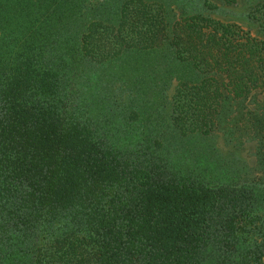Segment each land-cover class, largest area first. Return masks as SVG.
Instances as JSON below:
<instances>
[{
    "label": "trees",
    "instance_id": "obj_1",
    "mask_svg": "<svg viewBox=\"0 0 264 264\" xmlns=\"http://www.w3.org/2000/svg\"><path fill=\"white\" fill-rule=\"evenodd\" d=\"M172 16L157 0H0V264H264V169L221 183L167 143L264 94V40ZM165 45L195 79L175 87L163 142L134 143L140 115L101 113L86 62Z\"/></svg>",
    "mask_w": 264,
    "mask_h": 264
},
{
    "label": "rangeland",
    "instance_id": "obj_2",
    "mask_svg": "<svg viewBox=\"0 0 264 264\" xmlns=\"http://www.w3.org/2000/svg\"><path fill=\"white\" fill-rule=\"evenodd\" d=\"M157 1L173 12L175 16L171 19L199 14L224 24L236 25L252 37L264 40V10L256 6L264 0H238L235 5H224L220 0ZM86 64L90 74H97L101 80V89L96 91V96L100 94L101 113L106 114L108 110L105 107H110V113L140 115L141 121L131 124L137 129L134 143L163 142L162 133L168 129L169 103L175 87L181 81L195 79L188 66L175 61L174 51L167 45L151 53H127L112 63ZM263 104L264 94L258 90L245 102L232 103L225 108L218 130L212 136L179 141L168 134L170 137L167 139L170 140L167 143L192 144L197 151L192 156L197 157L196 161L202 168H206L208 177L217 178L221 183L254 179L260 169H264L257 157V143H264V139L257 135L254 120L252 122L251 119L255 113L262 114ZM121 125L125 127V124ZM145 136L147 140H144Z\"/></svg>",
    "mask_w": 264,
    "mask_h": 264
}]
</instances>
